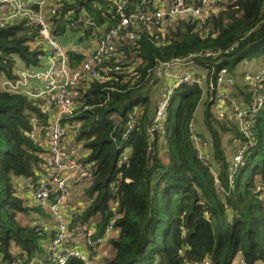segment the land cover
Here are the masks:
<instances>
[{
  "label": "trees",
  "instance_id": "trees-1",
  "mask_svg": "<svg viewBox=\"0 0 264 264\" xmlns=\"http://www.w3.org/2000/svg\"><path fill=\"white\" fill-rule=\"evenodd\" d=\"M50 2L56 4L53 37L67 26L77 31L75 23L86 14L100 26V32L81 31L91 39L119 21V9L131 14L166 8V0ZM208 8L205 17L180 16L161 27L133 21L113 39L97 76L84 73L72 88L74 110L62 121L82 146L84 153L77 156L88 165L90 180L83 190L88 204L74 213L72 223L89 226L95 217L94 237L112 224L115 232L107 243L115 252L104 264H264V81H248L245 73L242 81L235 80L239 67L264 62V0H211ZM46 52L26 18L0 23V76L15 80L18 63L41 68ZM66 54L73 69L87 55L69 48ZM174 60L205 73L189 69L201 84L173 88L162 128L149 136L156 104L165 95L153 100L155 74ZM222 68L234 81L225 111L215 115L210 106ZM258 91L261 105L254 110ZM203 95L209 148L200 149V156L191 123ZM43 100L0 90V258L6 264L44 261L52 236L37 223L18 222L17 213L45 216L46 208L28 205L12 180L23 177L34 185L46 173L52 108L45 109ZM232 101L247 111V133L238 125ZM238 152L241 160L234 162ZM12 244L19 249L15 255ZM66 264L82 263L69 258Z\"/></svg>",
  "mask_w": 264,
  "mask_h": 264
},
{
  "label": "built area",
  "instance_id": "built-area-1",
  "mask_svg": "<svg viewBox=\"0 0 264 264\" xmlns=\"http://www.w3.org/2000/svg\"><path fill=\"white\" fill-rule=\"evenodd\" d=\"M118 3L122 0H116ZM211 0H166L163 8L160 6L154 12L145 10L126 14L119 9V21L101 32L100 38L96 40L93 51H89L81 66L71 68L68 64L66 49L51 34V17L55 14L56 4L50 0H0V23L15 18L24 17L29 23L36 26L42 42L47 46V52L43 59L44 65L38 70H22L15 80H5V87L15 93H23L32 97L42 98L53 104L51 112L46 144L48 148L47 165L42 178L32 185V198L36 204L46 208L49 220L41 221L39 227H50L53 234L47 247V255L43 262L39 264H66L69 258H76L82 264H95V256L91 250L106 243L107 239L115 232L112 224L105 226L100 236L94 237L96 228L94 226H82L73 224L76 214L67 216V198L71 187L84 181L89 176V167L80 162L78 156L65 155L64 140L70 135L69 126L63 123L62 119L72 115L74 103L72 100V88L76 86L82 74L88 73L90 76H97L100 63L109 54L110 45L118 33L129 27L133 21H141L147 25L161 27L166 20H174L177 17H185L187 20L202 18L209 13ZM75 28L79 31L89 29L92 33L100 32V26L96 25L86 14L80 16L75 23ZM211 51H206L205 55H212ZM184 60H174L165 63L163 70L176 66L185 65ZM31 79H41L42 85H33L30 88ZM245 79L260 83L264 81V66L259 68L254 75L247 73ZM233 79L227 76L225 68H222L216 78L215 92L217 104L224 107L226 104L227 90L233 84ZM201 84L200 78L196 77L192 71L187 70L181 74H175L171 86L165 89V95L156 104L153 125L147 129V135L154 134L155 129L162 128L161 122L165 114V108L172 89L179 84ZM213 87V84H210ZM262 95L258 91L255 93V105L257 109L261 105ZM236 112L238 125L247 133L246 122L248 115L246 109L236 106L232 101ZM192 138L199 150L201 147ZM201 149V150H200ZM206 161V157H202ZM241 160V153L233 156L234 162ZM73 231L83 240L86 248L76 246L73 241ZM18 264V263H17ZM29 264H35L31 261Z\"/></svg>",
  "mask_w": 264,
  "mask_h": 264
},
{
  "label": "crops",
  "instance_id": "crops-1",
  "mask_svg": "<svg viewBox=\"0 0 264 264\" xmlns=\"http://www.w3.org/2000/svg\"><path fill=\"white\" fill-rule=\"evenodd\" d=\"M95 43H96V40L94 38H92L91 41L88 42V43H86L85 45H83V47L80 50H83L86 54H88L89 51H93V48L95 47ZM73 44L74 43H71V45H73ZM71 45L67 44L66 49L68 47H71ZM71 49H76V48L75 47H72ZM42 63L44 65V61ZM196 66L197 65H193L191 63H189V64L187 63V65L182 66V67L181 66L174 67L172 69L173 72H172V75L170 77L171 78V83L173 81V76L175 74H181L184 71L189 70V69H191V70L194 71L193 67H196ZM20 70L32 71V70H38V69H26V68L23 67V65H21V64L18 63L16 65L15 74L17 75ZM42 84H43V81L41 79H31L30 80V88H32L33 85H42ZM160 95H161L160 96V98H161L164 95V90L162 91V94L160 93ZM43 105H44V108L45 109L46 108L47 109H49V108L51 109L52 108L51 109V112L53 111V104L52 103H49L47 100L44 99L43 100ZM227 111H229V110H227ZM36 134L38 135V137L40 136V134H39L38 131H36ZM77 145H79V144H77V143H75L73 141L72 136L71 135H68L65 138V140H64L65 155H67V156H71V155H75V154L76 155L77 154H79V155L82 154L83 155V153H84L83 150H79V148L77 147ZM42 177H43V175H41V178ZM12 180L14 182V185L16 186V192H17V194L19 196H21L28 205L34 204V201H33V198H32V183H31V181L29 179H26V178H23V177H16V178H13ZM83 182H84L83 184H86L85 185V188L90 184V180L89 179H85ZM72 189H73V187L70 188L69 193H68V200H67V205L68 206H67L66 212H65V214L67 216H70V215H72L74 213H79L88 204V198H87V200H85L82 203H77L76 205H73V206L72 205H69L68 203H69V200L71 198V194L73 192ZM45 212H46V215L45 216H42V215L37 214L35 212H30L28 214L17 213L16 218H17V220H19L20 217L27 218V221H29L28 224H21L18 221L21 225H32V224H35V223H37V225H38V224L41 223V221H44V220H47L48 221L49 220V215H48V213H47L46 210H45ZM95 219L96 218L94 217L93 220H90V222L88 224H86V225L94 226ZM45 229L50 234H53V231H52V229H50V227H46ZM73 241L76 244V246H78L80 248H83V249L84 248L87 249V247L83 243V240L80 238V236H78L76 234L75 231H73ZM100 247H101V252H99L98 250L95 251V250L88 249V250L91 251V254L95 256V259H96L95 264H104L105 263V259H107L109 257H112L114 255V252H115L114 248H112L107 242L104 243V244H102V245H100ZM102 247H103V249H102ZM10 252L13 255H15V254H17L19 252V249L17 248V246H15L14 244H12L11 247H10ZM43 259H44L43 257H42V259H39L38 258L39 263L43 262L42 261ZM0 264H6V263L2 262L1 261V258H0Z\"/></svg>",
  "mask_w": 264,
  "mask_h": 264
},
{
  "label": "rangeland",
  "instance_id": "rangeland-1",
  "mask_svg": "<svg viewBox=\"0 0 264 264\" xmlns=\"http://www.w3.org/2000/svg\"><path fill=\"white\" fill-rule=\"evenodd\" d=\"M55 39L62 44V46L66 49L67 44L71 45V43H74L73 45H71V47H68L69 49H71L72 47H75L76 49H81L83 47V45H85L86 43L91 41V37H86L83 32L77 30L74 31L72 30L69 26L66 27V30L64 31L63 34L61 35H55L54 36ZM66 44V45H65ZM83 51V50H82ZM264 62L260 61V62H249L246 63V65L243 67H239L237 69V73L239 76V79H235L237 80H241L242 81V76L243 74H247L250 72H255V70H257L258 66L262 65ZM20 64V63H19ZM172 69H167L162 70L159 72H157L155 75L157 77L158 83L155 85L154 90V94H153V100H157L160 98V93L162 94V91L168 87L171 86V75H172ZM194 72H198L200 74H204L205 70L199 68V67H193ZM22 72V70H20L18 72V74L16 75L17 77L19 76V74ZM20 77V76H19ZM170 78V79H169ZM169 79V80H168ZM6 80L5 77L0 76V90H6L9 91L4 84V81ZM169 81V82H168ZM169 83V84H168ZM168 84V85H167ZM166 87V88H165ZM206 87L205 85L203 86V90H205ZM12 92V91H9ZM15 93V92H14ZM207 96L203 95L202 96V102H200V104H198L196 112L194 114V120L191 123V132L192 135H194L195 139L197 140L198 144L200 145L201 149L203 148L204 150H206V147L209 148L208 143L209 142V138L208 135H206L205 130H204V123L202 122V117H203V110H204V105L203 103L206 101ZM216 99V100H215ZM215 99L211 100L212 104L210 106V111L211 113L218 115L221 114L225 111L224 107H219L217 104V95L215 97ZM241 107V106H240ZM203 134V144L202 140L200 137H202L201 135ZM226 142V140H224ZM227 144V143H226ZM77 147L79 148V150H82V146L80 147V145H77ZM227 148H230L231 145H226ZM84 182H80L79 184L75 185V187L73 186V192L71 194V198L69 200V205H76L77 203H82L85 200H87V196L83 193V190L85 188L86 184H83ZM68 200V198H67ZM68 206V205H67ZM25 216V215H24ZM21 224H28L29 221H27V218L25 217H20V219L18 220ZM103 249V247H102ZM105 249V248H104ZM97 250L99 252H101V247L99 246L97 248ZM96 250V251H97ZM256 264H261V263H256Z\"/></svg>",
  "mask_w": 264,
  "mask_h": 264
}]
</instances>
